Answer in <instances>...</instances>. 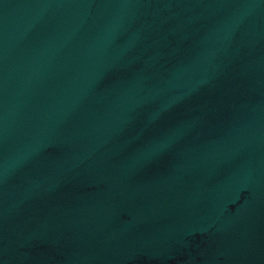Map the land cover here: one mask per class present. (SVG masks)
I'll return each mask as SVG.
<instances>
[{
    "label": "water",
    "instance_id": "95a60500",
    "mask_svg": "<svg viewBox=\"0 0 264 264\" xmlns=\"http://www.w3.org/2000/svg\"><path fill=\"white\" fill-rule=\"evenodd\" d=\"M0 264H264V0H0Z\"/></svg>",
    "mask_w": 264,
    "mask_h": 264
}]
</instances>
